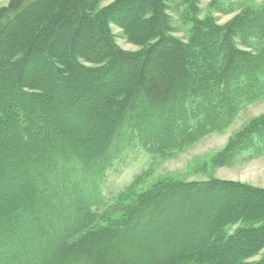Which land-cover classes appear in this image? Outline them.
Returning a JSON list of instances; mask_svg holds the SVG:
<instances>
[{
	"label": "trees",
	"instance_id": "trees-1",
	"mask_svg": "<svg viewBox=\"0 0 264 264\" xmlns=\"http://www.w3.org/2000/svg\"><path fill=\"white\" fill-rule=\"evenodd\" d=\"M106 1L0 8V264H264V188L167 178L143 192H105L135 152L165 159L264 101V4L221 24L215 12L227 0H212L203 18L201 0H182L184 39L171 0ZM113 26L138 50L122 49ZM81 116L94 125L77 137ZM240 157L264 158V114L212 164ZM223 194L238 202L212 216ZM111 203L117 210L97 228ZM208 223L215 229L195 241Z\"/></svg>",
	"mask_w": 264,
	"mask_h": 264
},
{
	"label": "rangeland",
	"instance_id": "rangeland-1",
	"mask_svg": "<svg viewBox=\"0 0 264 264\" xmlns=\"http://www.w3.org/2000/svg\"><path fill=\"white\" fill-rule=\"evenodd\" d=\"M9 1L10 0H0V8L7 6ZM112 1L113 0H108L102 5L105 6ZM211 1L212 0H201V2H199L200 15L202 18L208 13V5L211 3ZM263 4L264 0H227V2H221V8L215 12V16L219 22L223 24L232 20L243 7H257L262 6ZM170 6V14L173 17L177 28L175 35L185 39L187 36L188 26L183 21V15L187 10V5L185 2H182V0H171ZM113 29L117 36L118 44L122 49L126 51L138 50L137 47L127 44L120 29L116 28L115 26H113ZM261 114H264V101L250 106L248 109L243 111L236 123L225 133L212 135L197 143L196 145L181 152H177L165 159H152V157L143 151L135 152L133 155L127 157L126 161L128 160L127 162L129 163L124 162L123 165L125 168L122 166L119 171H117V169L112 170V174L109 175V178H107L106 181V194H116L127 186L136 193L143 192L152 187L158 181L167 178H172L183 182H201L216 178L220 180L246 183L255 187L264 188V158L249 161L244 157H240L234 159L229 164L221 168L214 167L212 164V159L225 147L230 137L239 131L250 119ZM82 117L84 116L74 119L75 124L73 125L76 130L75 134L77 137L92 133L91 129L94 125L92 121L88 120L79 122ZM105 130L108 132L106 127ZM98 146L101 148V144ZM83 149H94V146L88 142L83 143ZM9 190L12 191V189ZM11 193H13V191ZM223 195L224 196L220 197L218 200L217 207L213 213H211L212 216H215L218 213V210L223 211L225 214L229 213L228 215H230L231 212H225V204L228 202H238V199H234V197L229 194ZM16 196L19 198L21 195L18 193ZM14 197L15 196L12 197L8 195L7 203H10L11 199ZM62 198L64 201L65 199L67 201L65 195ZM114 204L115 203H113L108 211L105 212L102 217H100L98 220L99 222L96 224L97 228L100 229L104 225V222L102 221L103 218H111L113 212L117 210V207L113 206ZM250 207L251 204L241 206L242 209H247ZM69 209L72 210L73 207H68V211ZM238 209L239 206L236 207L232 213H235V211H238ZM214 227L215 226L213 224L209 223L205 226H202V233L195 235L193 238L198 242L204 237V235H206L208 230L215 229ZM236 229L237 227L229 228L228 233L231 234ZM179 248L180 244L178 242L172 243L165 248L164 255H166L168 258H172L176 255ZM258 259L259 257L255 258L254 260Z\"/></svg>",
	"mask_w": 264,
	"mask_h": 264
}]
</instances>
